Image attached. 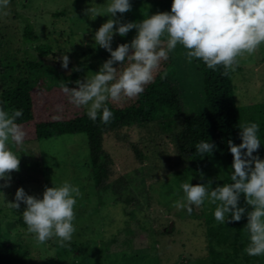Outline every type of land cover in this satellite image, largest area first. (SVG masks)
<instances>
[{"label":"rangeland","instance_id":"1","mask_svg":"<svg viewBox=\"0 0 264 264\" xmlns=\"http://www.w3.org/2000/svg\"><path fill=\"white\" fill-rule=\"evenodd\" d=\"M173 0H130L132 8L116 19L139 22L157 12L171 11ZM107 0H11L9 14L0 15V102L10 107L2 92L22 79L35 84L46 77L54 84L70 83L55 65L68 55L77 67V80L99 71L110 53L95 45L94 35L110 17H90L85 9L103 8ZM30 24L37 38L28 39ZM136 30L116 34L113 50L120 41L130 43ZM182 46H177L173 64L166 70L182 91L183 108L168 118L159 115L140 119L108 131L103 136L102 161L106 176L100 186L90 159L86 133H65L49 139L10 144L20 156V170L11 175L9 186L0 187V244L30 264H214L211 251L227 258L213 242L215 205L207 201L185 209L173 207L184 194L180 185L212 181V188L230 183L232 164L221 169L215 162L202 175L194 174L180 147L179 131L185 114L208 109L203 75L194 59L189 63ZM237 102L250 107L264 102V45L252 56L242 58L232 71ZM67 180L82 193L76 205V232L60 248L55 240L37 245L22 219L26 207L13 209L15 193L43 197L45 186ZM6 182L0 180V185ZM239 207L252 210L241 194ZM227 219V217H226ZM227 222V221H226ZM225 222V223H226ZM213 226H216L213 225ZM225 229V228H224ZM226 232L228 233L227 229ZM264 264V256H260Z\"/></svg>","mask_w":264,"mask_h":264},{"label":"clouds","instance_id":"2","mask_svg":"<svg viewBox=\"0 0 264 264\" xmlns=\"http://www.w3.org/2000/svg\"><path fill=\"white\" fill-rule=\"evenodd\" d=\"M11 0H0V15L9 14ZM132 8L130 0H107L103 8L89 7L85 14L90 17L107 15L110 18L95 32V45L107 50L110 58L99 71L75 81L76 87L69 88L61 83L62 91L76 107H85L87 116L105 124L113 119L107 106L109 101L122 97L135 98L153 82L162 61L182 46L189 63L202 61L207 68H223V74L235 71L242 58L252 56L264 45V0H173L171 11L157 12L139 22H123L116 19L117 13L124 14ZM135 29L136 36L130 43L119 44L115 50L112 41L116 34L126 36ZM126 66L120 70L119 66ZM68 55L62 56L61 66L68 69ZM80 70V69H76ZM23 110H8L0 102V180L9 186L11 173L20 170V156L10 144L24 142L26 132L16 122ZM242 143L228 141L233 156L230 183L212 188V181L193 185H180L183 196L173 203L177 209L191 214L195 205L205 201L215 205L214 218L217 223L240 221L246 209L239 207L241 194L252 210L247 212L248 245L244 252L248 256H264V159L255 152L261 146L260 125L245 122L239 125ZM214 143L200 141L196 151L201 155L213 152ZM52 187L45 186L43 197L26 193L20 187L15 193V202L8 206L19 209L26 205L22 219L27 232L33 235L37 245L55 240L60 248L66 247L76 232V205L82 193L78 186L65 180ZM227 217V219H226Z\"/></svg>","mask_w":264,"mask_h":264},{"label":"trees","instance_id":"3","mask_svg":"<svg viewBox=\"0 0 264 264\" xmlns=\"http://www.w3.org/2000/svg\"><path fill=\"white\" fill-rule=\"evenodd\" d=\"M25 36L31 40L37 38L30 24L26 28ZM122 43L126 42H119ZM173 60L172 52L168 60L162 61L153 82L147 85L139 96L109 101L107 106L113 112V119L107 124L99 118L92 121L87 116L85 107H76L69 102L68 96L61 89V84L50 83L44 76L35 84H31L28 79L18 81L15 86L2 92V98L7 101L10 110H23V115L16 121L26 132L23 143L49 139L65 133H86L93 171L97 173L96 179L100 186L107 173L101 154L103 136L106 132L138 119L150 121L159 115L167 117L170 126L175 122L173 115L181 113L182 91L166 74ZM197 63L203 75L204 96L208 109L197 114H185L179 131L180 147L188 158L194 174L202 176L209 165L215 162L221 164V169L233 162L228 141L231 139L237 145L242 143L239 125L245 122H256L260 125L258 135L261 146L254 155L264 159V102L250 107L238 104L232 71L224 75L222 67L212 70L200 60H197ZM61 64L62 59L55 62L57 68L70 82L67 86L76 87L75 81L79 74L77 67L71 61L68 69H64ZM126 64L127 61L125 65L114 66L122 70ZM200 141L214 143L216 148L212 153L201 155L196 151V145ZM212 224H216L210 226L214 234L213 242L228 255L224 258L213 249L211 260L214 264H261L260 256H248L244 252L249 242L248 233L244 230L247 217L243 216L238 222L229 217L226 223H217L213 218ZM0 264L30 263L0 244Z\"/></svg>","mask_w":264,"mask_h":264}]
</instances>
